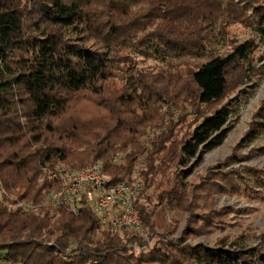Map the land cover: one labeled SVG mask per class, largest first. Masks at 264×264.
<instances>
[{
  "label": "trees",
  "instance_id": "trees-1",
  "mask_svg": "<svg viewBox=\"0 0 264 264\" xmlns=\"http://www.w3.org/2000/svg\"><path fill=\"white\" fill-rule=\"evenodd\" d=\"M236 22L264 39V0H0V264H264V234L252 251L187 242L225 227L218 196L244 184L254 198L264 188V170L241 153L264 132V100L235 151L188 181L233 127L241 97L231 94L264 74L252 64L253 38L218 49ZM136 54L160 60L163 76L141 70L144 81L117 100L136 108L74 140L78 126L57 122L69 102L101 95L119 73L130 78ZM187 114L199 119L185 128ZM97 162L114 181L134 172L143 180L148 238L100 226L85 202L75 214L48 198L57 168ZM171 211L187 216L175 240Z\"/></svg>",
  "mask_w": 264,
  "mask_h": 264
},
{
  "label": "rangeland",
  "instance_id": "rangeland-1",
  "mask_svg": "<svg viewBox=\"0 0 264 264\" xmlns=\"http://www.w3.org/2000/svg\"><path fill=\"white\" fill-rule=\"evenodd\" d=\"M224 34L227 40L219 36L216 38L217 47L221 51L231 48L229 40H233L232 43H242L245 40L253 38L256 44V53L253 56L254 60H252V64H257L259 68H263L264 70V39L259 38L250 26L236 22L228 28L227 33L222 32V35ZM134 58L133 69L136 71L130 75V78H125L123 73H119L118 75L121 77L107 83L104 86L105 91L101 95L91 96L88 92H84L75 95L69 102L65 114L57 122L66 124L69 122V125H67L68 129L73 124L78 126L79 132L77 133L79 135H75L74 140H77V138H79V141L91 139L100 128L106 126L109 121L112 122L113 116H123V112L128 108H136V104L126 107L117 100L118 96L131 85H138L140 81H144L142 72L139 73L141 70L146 73L151 72L152 75L163 76L161 75V71L164 68L166 69V67L160 60L153 58L144 59L137 54ZM254 81L256 84L253 85L254 88H251V86L240 87L229 97V99L241 97L238 109L230 120V124L233 127L224 143L205 155L202 164L188 179L191 184L208 173L211 167H214L219 162H223L231 155L235 151L237 144L249 130L258 109L263 105L264 74L261 77H255ZM139 92H142L141 89ZM222 104H217V107H220ZM206 111L213 112V108H208ZM196 119H199L197 115L187 114L183 121L185 122V128L188 125L192 126ZM185 128L182 129L183 133L185 132ZM62 129H65V126ZM251 149L252 153H249ZM241 153L246 157L249 156L246 160L248 165L258 166L264 170V132L258 135L251 146L243 147ZM246 176L248 178L249 175L246 174ZM250 183L254 188H260V186H256L254 179H250ZM261 190L263 191L257 195H252L254 198H250L244 194V184H242L239 186L238 192L218 196L216 201L217 207L228 209L229 218L225 227H218V224L217 227H213L212 230L198 237H189L187 242L192 245H220L225 248L244 249L245 251L256 250L260 244L261 236L264 234V188ZM153 191L154 189H151L150 192L153 193ZM170 213H173L171 214V219L174 224L169 222L173 232L168 238L175 240L182 235L184 229L187 227V216L184 213L176 211H171L168 215Z\"/></svg>",
  "mask_w": 264,
  "mask_h": 264
},
{
  "label": "built area",
  "instance_id": "built-area-1",
  "mask_svg": "<svg viewBox=\"0 0 264 264\" xmlns=\"http://www.w3.org/2000/svg\"><path fill=\"white\" fill-rule=\"evenodd\" d=\"M124 155L117 153L113 163L120 164ZM60 180V186L49 192L48 198L55 204L69 206L75 214L82 202L89 205L98 224L113 231L127 230L148 238L140 214V203L145 197L143 180L134 172L121 181H114L101 162L81 170L57 168L49 178ZM168 220L172 224L171 217Z\"/></svg>",
  "mask_w": 264,
  "mask_h": 264
}]
</instances>
